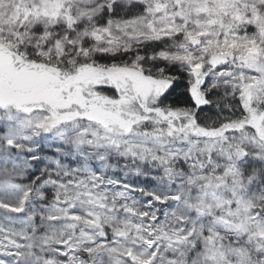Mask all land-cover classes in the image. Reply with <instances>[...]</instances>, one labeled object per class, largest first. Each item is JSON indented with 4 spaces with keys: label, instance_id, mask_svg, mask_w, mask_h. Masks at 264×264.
I'll return each mask as SVG.
<instances>
[{
    "label": "snow or ice",
    "instance_id": "6c2138e0",
    "mask_svg": "<svg viewBox=\"0 0 264 264\" xmlns=\"http://www.w3.org/2000/svg\"><path fill=\"white\" fill-rule=\"evenodd\" d=\"M0 264H264V0H0Z\"/></svg>",
    "mask_w": 264,
    "mask_h": 264
},
{
    "label": "trees",
    "instance_id": "16d2710c",
    "mask_svg": "<svg viewBox=\"0 0 264 264\" xmlns=\"http://www.w3.org/2000/svg\"><path fill=\"white\" fill-rule=\"evenodd\" d=\"M169 101L174 106H184V105L189 103L187 94L184 92V89L182 87L172 91L171 95L169 96ZM205 111L208 112V114L210 116H212L213 119L215 118V110L214 109H212V110L206 109ZM203 119L204 118H203V114H202V122H203ZM133 179H134L133 183H135V184H144L145 183V181L140 180L139 178L133 177Z\"/></svg>",
    "mask_w": 264,
    "mask_h": 264
},
{
    "label": "rangeland",
    "instance_id": "374dc122",
    "mask_svg": "<svg viewBox=\"0 0 264 264\" xmlns=\"http://www.w3.org/2000/svg\"><path fill=\"white\" fill-rule=\"evenodd\" d=\"M131 182L133 183V178H131ZM133 184H135V183H133Z\"/></svg>",
    "mask_w": 264,
    "mask_h": 264
}]
</instances>
